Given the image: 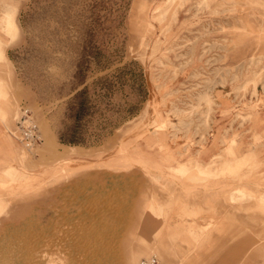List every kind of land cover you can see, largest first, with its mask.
<instances>
[{
    "label": "rangeland",
    "instance_id": "1",
    "mask_svg": "<svg viewBox=\"0 0 264 264\" xmlns=\"http://www.w3.org/2000/svg\"><path fill=\"white\" fill-rule=\"evenodd\" d=\"M5 9L15 24L4 29ZM228 83L242 100L235 117L251 119L264 103V0H0V123L19 150L10 161L0 151V264L216 258L225 237L208 233L234 227L229 215L264 217V161L200 169L236 147L237 131L208 161L195 154L213 102L201 90ZM24 107L40 135L28 146L10 133ZM194 127L199 140L184 136ZM182 132L188 144L172 158ZM139 143L161 159V178L128 158ZM189 158L201 166H165ZM209 177L255 187L224 189L226 215L209 197L195 203L194 181Z\"/></svg>",
    "mask_w": 264,
    "mask_h": 264
},
{
    "label": "crops",
    "instance_id": "2",
    "mask_svg": "<svg viewBox=\"0 0 264 264\" xmlns=\"http://www.w3.org/2000/svg\"><path fill=\"white\" fill-rule=\"evenodd\" d=\"M9 13H11V10L5 9L4 19L6 23L3 26L4 29L6 27L10 28L15 24V20L9 18ZM170 87L171 90L174 91H186V89H183L179 85H173ZM257 90L260 92L259 87H257ZM201 91L208 93L213 98V102L211 104V111L209 112V129L204 133L206 140L202 142V145L195 148V154L200 159V161H208L213 154L223 151L225 148L224 139L227 137L228 140H231L233 132H238L236 137V147L227 146L226 148L228 151L227 155L230 153L229 156H232L233 158L225 155L224 152V154L220 155V158L210 160L209 167L200 168L201 171L208 173L214 171V169L219 170L220 164V166H222L221 169L227 170L230 166H238L240 163H243L244 156H250L251 154L254 156V160L264 161V103L258 108L251 119L242 121L240 118L235 117V110H232L234 107L239 106L242 100L240 97H237L231 84L208 85L205 86ZM217 91H220L221 94L217 95ZM247 95H249L246 96L247 98H251L249 93ZM201 106L205 107V104L203 103ZM156 130L157 128L153 130L152 137H154V139L157 141L160 138L157 137L158 132H156ZM192 131L193 132H188L186 130L184 136L190 134L191 136H194L195 140H199L201 131H196V127H194ZM254 135L261 138L258 146L256 147L252 145V138ZM184 136L182 132L177 140L172 141L170 139V145L167 149V154L172 158L175 157V154L181 153L186 148L188 143ZM146 137L149 136L146 135ZM11 144L12 141H10L4 131L3 125L0 123V151H4L3 153L6 155V159L9 161L12 158V155L19 151L15 144L14 146ZM127 155L130 160L142 164L151 176L161 178L166 172L160 162L161 159H154V157L151 156L152 153L146 151L142 143L138 148L129 152ZM221 158H227L226 162L225 160H222L221 162ZM195 164L201 166L200 162L195 163V160L192 161V159L189 158L187 161L182 159L181 161H177V164H166L165 166L177 170L188 171L191 166ZM154 166H156V168L153 169L152 167ZM152 170L159 173H153L154 171L152 172ZM193 172L195 171L193 170ZM243 172H246V170L244 169ZM259 172H264V165L259 169ZM193 184L195 189L194 195H196L195 203H206V197H209L210 202L216 203L218 205L220 212H222L224 206H226V215L228 212H230L231 207L229 204H225L223 200L225 195L223 193L224 189H227L228 187H237L241 184L244 187H255L251 180L247 181L244 179L240 182L237 180L232 182L222 179L221 177H209L199 182L194 181ZM199 197L202 199H199ZM254 204V201L249 200L248 202H243V207H250ZM229 216L230 217L227 221H234V227L228 228V231L225 233H208V235L211 237L223 236L225 238L220 239L221 243L219 242L218 238V242L214 244L209 250L210 252L217 251L221 254H218L216 258L212 259L206 264H236L239 261L240 255L245 252L250 253L244 256L243 264H264V239L257 240V236H264V226H262L261 223V220L264 218L262 214L245 211L242 213L234 212L232 216ZM170 264L174 263L170 262Z\"/></svg>",
    "mask_w": 264,
    "mask_h": 264
},
{
    "label": "built area",
    "instance_id": "3",
    "mask_svg": "<svg viewBox=\"0 0 264 264\" xmlns=\"http://www.w3.org/2000/svg\"><path fill=\"white\" fill-rule=\"evenodd\" d=\"M12 136L20 142L33 145L40 140L37 123L30 116L28 108L24 107L18 118H16L15 126L10 130ZM136 264H170L162 261L155 253L147 256H141Z\"/></svg>",
    "mask_w": 264,
    "mask_h": 264
}]
</instances>
